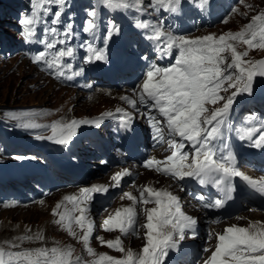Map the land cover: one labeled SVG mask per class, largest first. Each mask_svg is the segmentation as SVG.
<instances>
[{
    "label": "snow or ice",
    "instance_id": "snow-or-ice-1",
    "mask_svg": "<svg viewBox=\"0 0 264 264\" xmlns=\"http://www.w3.org/2000/svg\"><path fill=\"white\" fill-rule=\"evenodd\" d=\"M182 2L183 0H148L145 6V0H99L104 8L110 10L142 13L151 8L157 14L178 13ZM196 2L203 7L208 0ZM30 3V15L23 16L19 23L24 42L44 46L45 50L33 55L34 63L55 69L57 79L69 81L84 72L83 67L78 71L74 70L77 47L84 49L86 53L81 57L84 63H108V44L114 35L120 33V27L114 21L110 20L106 25L104 47L95 46L99 12L92 8L87 12L88 19L84 22L82 31L94 39L76 46L72 42L79 33L74 29V22L70 17L68 22L62 20L67 0H30ZM238 3L243 4L244 0H238ZM53 7L57 8L55 12L52 11ZM247 7L251 9L252 5ZM49 15L52 17L50 21L43 19ZM227 22V18L222 20V23ZM41 24L44 27L42 35H39ZM135 24L137 28L146 30L145 38L155 45L158 55L172 61L160 66L149 60L145 78L135 90V98L120 97L140 117L147 119L154 143L161 146L167 144L168 151L171 152L164 159H146L143 167L173 181L191 179L203 188H214L217 196L198 197L204 209H224L235 198L238 188L236 178L264 196V177L254 179L242 172L230 143L233 132L231 113L237 97H253L256 78H264V59H245L248 51L237 50L241 44L248 49L264 50V10L253 15L240 31L220 35L191 37L173 34L165 29L163 16L156 22L137 19ZM174 51L176 54L173 57ZM143 59L148 60V57ZM220 102H223L222 105L217 107ZM117 114L123 127L131 130L135 116L122 108H116L115 113L105 112L96 120H60L47 125L19 117L13 119L21 120L18 127L26 130L43 129L50 133L37 134L36 139L48 140L68 148L82 127L99 128L105 118H117ZM236 132L237 138L247 142L250 148L264 151V120L260 121L259 126H243ZM14 158L22 160L25 157ZM130 175L127 169L115 173L111 177V187H120L122 179ZM109 190V186L103 184L83 187L78 194L65 196L53 209V215L58 217L54 223L82 242L88 256L94 259H74L72 249L59 246L21 248L26 240L43 242L45 237L37 233L35 236L17 237L20 243L5 241L0 245V264H165L170 252L179 251L181 243L189 234L195 238L198 220L183 210L181 198L168 188L157 189L144 185L137 189L138 196L132 192H122L120 199L126 198L132 204L116 209L102 223L103 230H118L123 237H139L140 229H145L142 248L139 251L125 248L120 237L105 240L102 236H96L102 246L106 245L122 255L116 257L97 253L90 246L95 230L91 204L95 199L94 194L106 195ZM65 202L72 207L67 208ZM149 204L154 206L146 207ZM139 218H144V222L141 223ZM77 227L80 235L75 230ZM213 237L217 242L214 250L211 247L204 249L211 254L203 260V264H264V223H251L247 227L231 225L222 232H210L209 240Z\"/></svg>",
    "mask_w": 264,
    "mask_h": 264
},
{
    "label": "rangeland",
    "instance_id": "rangeland-1",
    "mask_svg": "<svg viewBox=\"0 0 264 264\" xmlns=\"http://www.w3.org/2000/svg\"><path fill=\"white\" fill-rule=\"evenodd\" d=\"M247 5H252V8L249 9ZM2 6L6 7L2 9ZM26 6L31 8L30 0H16L15 3L0 0V35L4 31L3 35L12 38L13 44L4 49L1 47L3 42H0V131L4 135H2L3 137L0 135V159L1 157L14 158L17 155L15 151L20 152L17 151V147H14L19 146L20 143L14 141L10 130L18 132L22 137H30L27 136L28 133L50 134L43 129L26 130L18 127L17 125L21 120L13 119V117L25 120L30 119L44 125L60 120L90 119L91 116L96 119L98 113L105 110L112 101L111 98H104L105 101H102V103L98 102V100L84 101L81 99L80 94L74 93L72 89L65 86L57 85L54 81L37 72L27 59L15 54L14 45L18 42L17 39L21 34L19 20L23 17ZM72 10L73 3L67 2L65 12L62 14V20L68 22L70 17L74 22V29H76L80 26L81 19L76 17L79 14L78 8L71 14ZM96 10L99 12L97 7ZM262 10H264V0H244L243 4H238L237 11L227 18V23H220L208 30L215 32L217 35L240 31L250 22L253 15L258 14ZM30 11L31 9L28 13ZM245 13L247 14L246 16L244 15ZM60 27H63V25H60ZM237 50L241 52L248 51V56L245 59L256 60L258 57L264 55V50L248 49L243 44L239 45ZM226 55L228 54L226 53ZM30 138L36 139V135ZM19 139L17 138L18 141ZM82 142L83 139H81L80 143ZM25 144L27 145L28 143ZM95 164L97 165V163ZM41 185H43L42 180L33 181L31 184L33 188L41 187ZM19 186L22 187L21 185ZM44 201L45 204L41 205L42 203H40L34 208H22L18 206L15 209L6 208V210H2L5 208H1L0 245H3L5 241L20 243L17 237L25 235L35 236V234L40 233L45 237L43 242L26 240L21 244V248H36L41 246L51 248L59 246L72 249L74 259L76 257H81L84 260L94 259L88 256L82 242L72 237L60 225L54 223L56 216L53 215L52 209L55 208L57 203L63 201L62 194H55ZM75 230L78 235L81 234L80 230L76 228ZM100 235L105 240L117 238L116 234L111 232L102 233L101 231ZM96 236L91 238L90 246L97 253H107L108 255L117 257L122 255L108 248L106 245L102 246L100 241L96 239ZM121 239L123 240L124 247L128 246L134 249L140 247L142 243L141 240V242L139 240V242H134L133 240L132 243L128 244V239Z\"/></svg>",
    "mask_w": 264,
    "mask_h": 264
},
{
    "label": "bare ground",
    "instance_id": "bare-ground-1",
    "mask_svg": "<svg viewBox=\"0 0 264 264\" xmlns=\"http://www.w3.org/2000/svg\"><path fill=\"white\" fill-rule=\"evenodd\" d=\"M20 52H23V51L20 50ZM46 77H47L48 79L52 80V79L49 78L48 76H46ZM262 79L264 80V78H262ZM52 81H53V80H52ZM256 81H257V80H256ZM102 101L104 102L105 99H103V100H101V101L98 100V102H101V103H102ZM85 103H86V102H85ZM85 105H86V104H85ZM79 131H80V130H79ZM80 133H81V132H78V136H77L76 138H74V139H77V138L79 139V138H81ZM47 200H48V198H47ZM44 202H45V201H44ZM44 202H43V204H45ZM93 203H94V200L92 201V204H93ZM43 204H41V205H43ZM92 204H91V205H92ZM36 206H38V204H34V205H30V206H22V208H27V207L34 208V207H36ZM15 208H17V207H14L13 209H15ZM0 209H1V208H0ZM2 210H6V208H5V209H2ZM250 216H251V215H250ZM111 233H112V232H111ZM140 240H141V239H140ZM140 240H139V241H140ZM137 241H138V240H134V242H137ZM139 241H138V242H139ZM132 242H133V239L130 241V243H132ZM140 242H141V241H140ZM130 243H129V244H130ZM125 248H132L134 251H139V250L141 249V247H137L136 249H134L133 247H128V246H125Z\"/></svg>",
    "mask_w": 264,
    "mask_h": 264
}]
</instances>
